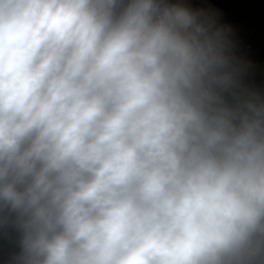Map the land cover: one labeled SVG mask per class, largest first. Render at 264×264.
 <instances>
[{
    "label": "clouds",
    "instance_id": "1",
    "mask_svg": "<svg viewBox=\"0 0 264 264\" xmlns=\"http://www.w3.org/2000/svg\"><path fill=\"white\" fill-rule=\"evenodd\" d=\"M0 264H264V89L188 0H0Z\"/></svg>",
    "mask_w": 264,
    "mask_h": 264
},
{
    "label": "water",
    "instance_id": "2",
    "mask_svg": "<svg viewBox=\"0 0 264 264\" xmlns=\"http://www.w3.org/2000/svg\"><path fill=\"white\" fill-rule=\"evenodd\" d=\"M226 26L247 78L264 89V0H188Z\"/></svg>",
    "mask_w": 264,
    "mask_h": 264
}]
</instances>
